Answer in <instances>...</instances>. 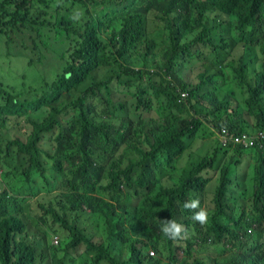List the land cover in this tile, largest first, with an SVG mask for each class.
<instances>
[{
    "label": "trees",
    "instance_id": "16d2710c",
    "mask_svg": "<svg viewBox=\"0 0 264 264\" xmlns=\"http://www.w3.org/2000/svg\"><path fill=\"white\" fill-rule=\"evenodd\" d=\"M77 8L84 12L78 22L71 18ZM256 9L260 12H254ZM222 15L229 21L222 20ZM146 17L166 26L175 36H183L181 41L195 31L198 38L193 44L202 39L201 46L208 49L199 56L208 61L203 65L209 67L216 62L210 61V54L227 58L235 77L207 69L198 84L188 82L183 71L189 68L193 47L171 39V48L164 54L155 53L153 45L143 38ZM15 18L13 15L0 24V31L8 35L4 25ZM17 20L32 23L30 28L39 35L35 25L40 24L53 28L55 33L32 50L30 62L43 69L23 79L25 89L4 79L0 83V134L7 122L3 114L40 116L26 118L29 129L25 130V140L0 141L3 181L19 179L30 185L23 195L11 193L0 182V264H46V258L39 254L44 245L50 252V264H158L149 256L143 257L139 248L143 241L134 239L128 227L121 226L124 215L134 217L150 231L140 233L168 264H206L204 254L211 250L216 252L213 264H264V151L259 149L260 138L255 136L253 147H230L233 153L221 163L214 188L215 211L209 217L210 223L201 227L190 219L193 213L189 215L183 204L196 193L203 194L213 180H203L201 166L192 159L190 164H182L186 148L178 142L181 138L190 148L185 135L189 129L203 126L204 120L213 125V132L223 127L234 135L251 133L248 129L255 132L249 118L257 122L259 130L263 129L264 32L260 33L258 23L264 21V0H62L54 22H39L23 15ZM214 23H218V30L211 28ZM139 43L142 46L136 50V59L130 49ZM230 48L245 50L242 58L249 57L250 61L230 60ZM47 61L58 62L48 69ZM153 61L164 62L156 67ZM250 73L254 74V82L248 78ZM141 85L149 86L157 98L165 96L167 108L178 111L170 119L174 131L167 132L164 127L154 131V146L147 152L143 146L151 138L139 135L122 108ZM197 85L206 89L200 102L208 110L195 103ZM239 85L245 87L247 95L244 112L230 99ZM228 86L233 87L224 90ZM181 92L189 94L186 102L179 103ZM208 94L217 97L208 98ZM142 95L143 91L139 97ZM225 114L237 117L239 123L223 120ZM44 138L51 145L46 153L53 162L50 169L64 180L56 195L36 196L30 175L33 170L43 172L46 168L39 146ZM117 151H123L128 165L122 172L117 167L118 173L107 182L101 178L104 169L93 168L92 164ZM133 155L143 156L135 166ZM15 161L24 165L22 171L15 169ZM129 182L136 188L134 214L128 206L116 205ZM246 182L255 185L249 203L244 200L245 192L250 190ZM232 200L243 204L248 218L234 232L228 228L219 231L218 218ZM89 208L105 219L106 233ZM164 218L182 223L187 230L185 238L173 241L164 236L160 231ZM98 230L102 232L100 242L96 241ZM49 231L58 234L57 244ZM38 239H45V244L36 247ZM115 241L127 245V259L109 250L110 242ZM81 245L83 250L77 253L75 249Z\"/></svg>",
    "mask_w": 264,
    "mask_h": 264
},
{
    "label": "rangeland",
    "instance_id": "374dc122",
    "mask_svg": "<svg viewBox=\"0 0 264 264\" xmlns=\"http://www.w3.org/2000/svg\"><path fill=\"white\" fill-rule=\"evenodd\" d=\"M62 0H0V24L3 25L4 22L13 18V15H16L15 21L8 25H4V29L7 30V34L5 32L0 31V83L3 81L7 83L18 84L21 89H25V85L23 84V77L26 75H31L37 70V68L42 69L41 66L38 67H30L29 62L31 60L32 50L36 49L42 43L48 41L54 32V29L51 27H46L42 24L35 25L39 29L38 34L37 31L30 28L29 25L32 23L25 21L26 24H21V21L17 20L19 15L27 16L31 19H36L39 22H54L55 17L58 16L59 7L61 5ZM8 12L9 14H4V12ZM254 12H260L259 9H256ZM222 20L227 21L226 16H222ZM258 23V22H257ZM260 33L264 32V21H260L258 23ZM218 23H214L211 25L213 30H218ZM226 26L227 31L231 30V27ZM183 36H175L173 33L168 31V28L154 19L150 17H146L144 22V32L143 38L145 41L150 42L154 47L155 53L164 54V52L171 48V39L180 45H189L192 48V53L189 55L191 57L190 61H196V58L199 56H204L203 52H207L208 49H205L201 46V40H198L197 44H193L194 41L197 40L198 35L195 31H191L189 33V37L186 40L181 41L180 39ZM10 38V40H8ZM181 41V42H180ZM138 46H142V44H138L135 47L130 49L131 55L139 59V55L136 53ZM196 46V47H195ZM222 52V51H221ZM256 54V52L254 51ZM245 54V50L238 48H230L229 57L232 61H250L249 57L242 58V55ZM53 56L52 54L50 55ZM222 56V55H221ZM57 57H60L58 55ZM210 61L212 62L207 69H210V73L222 74L225 73L230 78H234L236 73L232 71V69L228 66L227 58L225 60L220 59L217 55L210 54ZM57 60V58H54ZM180 61V60H177ZM261 61V60H258ZM164 61H153L152 66L160 67L159 65ZM144 64V63H142ZM176 63H173V69L175 70ZM178 67L176 66V72H179ZM229 70L231 73H226ZM189 80L192 78L191 70L187 73ZM249 80L254 82V74L250 73L248 75ZM233 86L225 87V89L232 88ZM206 89L199 87L197 85V99L195 103L202 110H208V107L205 103L200 102V97L204 94ZM143 91V95L140 98L139 94ZM208 98L217 97L216 94H208ZM246 92L244 86H237L235 92L232 96H230L231 101H233V105L239 109V111L244 112L247 110L245 99ZM167 98L165 96H161L159 98L156 97L154 91L149 87H144L141 85L130 99L125 101L123 105L124 112L133 120L134 128L139 131V135L142 138L150 137L151 142L143 146L144 152L152 150L154 146L153 141V132L161 131L162 128H165L167 132H173L174 128L170 124V119L172 117H176L178 115V111L176 109L167 108ZM264 105V95L263 102ZM146 107V108H144ZM205 112V111H204ZM189 111L187 112V114ZM7 118L6 125L1 131L0 141L5 138L14 139L21 138L23 140L26 139L25 130L29 129V125L26 122L27 117H40L36 113H29L28 115H19V114H11L6 113L3 114ZM217 117V116H216ZM229 119L235 123H239V119L234 117L232 114H225L224 119ZM249 123L251 129H248L247 132L253 133L255 136L260 138L259 149L264 151V126L262 130L257 122L253 119L249 118ZM213 125L207 123L204 120V125L199 126L196 129H189L185 135L188 137V140L191 142V147H189V143L183 139H178V142L185 146L184 155L182 156V164L188 163L189 159H192L193 163L197 166H201L200 176L203 180L207 181L209 179L213 180L211 184L206 187V190L203 194L196 193L193 198H199L201 202V207L205 208L208 212V217L215 211L214 204V188L218 184V177L220 176V165L224 162V160L233 153V150H230L231 144L225 143V139L218 136L215 132H213ZM42 154L41 159L43 163L46 165V168H43V172L39 169L31 171V186L35 190V195H41L47 193L49 195H56L57 190L60 189L61 183L63 182V178L56 176L54 171H52L51 165L52 160L46 155L47 152L51 151V145L44 138L39 144ZM256 148V147H255ZM190 149V150H189ZM190 151V152H189ZM199 151V152H198ZM190 153V157L187 155ZM123 151H117L112 154L107 155L101 161L93 163L92 167L96 168L100 166L104 169V172L101 175L102 179H105L108 182V178L114 176L117 172V167L122 172L126 166L128 165L126 158L122 157ZM142 155L137 156L133 155V166H135L139 160L142 159ZM247 162L244 159V164ZM15 169L22 171L24 165L19 161L13 162ZM10 167H6L5 169H9ZM126 176V175H121ZM247 180L250 178V172L247 175ZM0 182L3 183V186H6L7 189L11 193L23 194L26 195V189L30 188L29 184H23L21 180L14 179L11 182L3 181V177L0 171ZM246 186L250 189L245 192L244 200L246 202H251L254 195L255 185L252 186L250 183H245ZM128 186V187H127ZM124 186L122 189L124 190L121 193L122 200L117 202L116 205L119 206H128L132 213H135V204L137 202V197L134 196L135 187L130 182ZM241 195V194H240ZM98 196H102L105 198L104 194H100ZM152 197H155L152 194ZM192 198V199H193ZM37 198H34L33 201H36ZM161 198H159L158 203L161 202ZM190 200V199H188ZM187 201V200H186ZM185 203V201H184ZM184 205V204H183ZM190 215L193 213L190 210L184 208ZM93 212L94 217L100 220V224L106 233V221L101 216L98 211H94L89 208ZM121 210L117 209V213L120 214ZM190 212V213H189ZM248 218L247 214L243 209V204L241 202L232 200L228 205H225L224 215H221L218 218V228L219 231L224 232V228H228L229 231L234 232L238 229V225H241L244 220ZM114 221H118V219L114 216ZM191 219V218H190ZM192 220V219H191ZM193 221V220H192ZM115 222V223H116ZM198 226H205L210 223V219L208 218L207 222L203 225L193 221ZM118 229L120 226L115 225ZM121 226L128 227L131 232V235L134 239H140L143 242L139 243V248L143 253V257L149 256L152 261H159L158 264H168L165 260H162V254L157 252L153 248L152 242L148 241L147 236L141 234L140 231L144 230L150 232L148 229L143 228L142 223L138 222L131 216H123L121 219ZM50 232V231H49ZM22 234L18 235L19 239H22ZM50 236L53 239H58V234H54L50 232ZM97 236L99 237L97 242L103 241L101 230L97 231ZM45 244V239H38L36 242V247ZM83 250V246H78L75 251L80 253ZM109 250L115 251L116 253H120L123 258H128V247L126 244L115 241L110 242ZM39 254L42 257L46 258V264H50L51 256L48 248L46 246H41L39 249ZM216 252L211 250L204 254V259L206 264H213V258ZM173 264H183L182 261Z\"/></svg>",
    "mask_w": 264,
    "mask_h": 264
},
{
    "label": "clouds",
    "instance_id": "9594fccd",
    "mask_svg": "<svg viewBox=\"0 0 264 264\" xmlns=\"http://www.w3.org/2000/svg\"><path fill=\"white\" fill-rule=\"evenodd\" d=\"M83 16H84L83 10L77 8L76 10H74V13H73L71 18L73 21L78 22L83 18ZM222 16H226V15H222ZM226 17H227V22H228L229 17L228 16H226ZM224 21H226V20H224ZM38 66H40V65H36V67H38ZM194 66H195V62L191 61L189 64V68H188L189 71L191 70V73H192ZM42 69H43V67H42ZM37 70H39V68H37ZM184 75H185V78L188 82L195 84L193 82L192 78H191V80H189L188 75L187 74H184ZM9 84H13V83H9ZM190 162H191V159H189V161H188V163H186V165L190 164ZM183 206L185 209L193 212V215L191 216V219L193 221H195L201 225H203L207 222V220L209 218L208 212L205 208L201 207V202H200L199 198H193V199L187 200V201H185ZM160 231L163 233L164 236H166L167 238H169L170 240H173V241L182 240L187 235V230H186L185 226L175 219L168 220V218H164V220L161 222ZM253 231H254L253 228L249 229L248 233L252 234ZM53 242H54V244H57L58 239H53Z\"/></svg>",
    "mask_w": 264,
    "mask_h": 264
},
{
    "label": "built area",
    "instance_id": "2783aa9c",
    "mask_svg": "<svg viewBox=\"0 0 264 264\" xmlns=\"http://www.w3.org/2000/svg\"><path fill=\"white\" fill-rule=\"evenodd\" d=\"M189 94L187 92H182L179 97V103L186 102ZM215 133L221 138L225 139V143H230L231 147H241L249 148L254 146L255 135L253 133H242L239 135H234L227 128L223 127Z\"/></svg>",
    "mask_w": 264,
    "mask_h": 264
},
{
    "label": "crops",
    "instance_id": "0c3cea01",
    "mask_svg": "<svg viewBox=\"0 0 264 264\" xmlns=\"http://www.w3.org/2000/svg\"><path fill=\"white\" fill-rule=\"evenodd\" d=\"M32 55H33V53H32ZM65 56L66 57H68L69 56V53L68 52H66L65 53ZM33 57V56H32ZM31 57V58H32ZM58 61H47V63H48V69H51V67L53 66V65H55L56 63H57ZM195 62V66H194V68H193V70H192V80H193V82L195 83V84H198L199 83V77L205 72V71H207V66H204L203 64H207V62L208 61H203L200 57H197L196 58V61H194ZM185 74H187L188 72H189V70L188 69H185L184 71H183ZM224 90H226L225 88H224ZM228 90V89H227ZM199 152V151H198Z\"/></svg>",
    "mask_w": 264,
    "mask_h": 264
},
{
    "label": "flooded vegetation",
    "instance_id": "af4514ba",
    "mask_svg": "<svg viewBox=\"0 0 264 264\" xmlns=\"http://www.w3.org/2000/svg\"><path fill=\"white\" fill-rule=\"evenodd\" d=\"M28 62H29V66H30V67H35V65H34L32 62H30V61H28ZM35 73H36V70H35V72H34L33 74H31V75H28V76L25 75V76L23 77V79L30 78V77L34 76Z\"/></svg>",
    "mask_w": 264,
    "mask_h": 264
}]
</instances>
